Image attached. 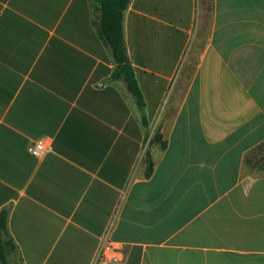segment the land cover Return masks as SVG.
<instances>
[{
	"label": "crops",
	"instance_id": "0c3cea01",
	"mask_svg": "<svg viewBox=\"0 0 264 264\" xmlns=\"http://www.w3.org/2000/svg\"><path fill=\"white\" fill-rule=\"evenodd\" d=\"M100 23V0H0L9 264H264V0H131L143 106Z\"/></svg>",
	"mask_w": 264,
	"mask_h": 264
},
{
	"label": "trees",
	"instance_id": "16d2710c",
	"mask_svg": "<svg viewBox=\"0 0 264 264\" xmlns=\"http://www.w3.org/2000/svg\"><path fill=\"white\" fill-rule=\"evenodd\" d=\"M130 1L131 0H100V29L103 38L112 48L115 62L117 64V71L114 73V77L123 78L129 91L135 96L137 104L143 106V95L128 56L124 34V13L127 10ZM153 141L159 142L163 147L166 145L159 134L154 136ZM146 161L147 174L150 175L153 170V162L149 156L146 158ZM6 224L7 214L5 211H2L0 212V264H9L8 256L10 252L15 249L13 241L4 238Z\"/></svg>",
	"mask_w": 264,
	"mask_h": 264
},
{
	"label": "built area",
	"instance_id": "2783aa9c",
	"mask_svg": "<svg viewBox=\"0 0 264 264\" xmlns=\"http://www.w3.org/2000/svg\"><path fill=\"white\" fill-rule=\"evenodd\" d=\"M50 146L48 144V142L46 141V139H39L36 140L35 142L32 143V145L30 146V151L33 155L37 156V157H41L43 156L46 152H48ZM101 258H109L113 261H118L120 260V257L115 254L112 251V248L107 246L105 247L104 245L101 248V254H100Z\"/></svg>",
	"mask_w": 264,
	"mask_h": 264
},
{
	"label": "rangeland",
	"instance_id": "374dc122",
	"mask_svg": "<svg viewBox=\"0 0 264 264\" xmlns=\"http://www.w3.org/2000/svg\"><path fill=\"white\" fill-rule=\"evenodd\" d=\"M260 160L261 161L264 160V154L260 157Z\"/></svg>",
	"mask_w": 264,
	"mask_h": 264
}]
</instances>
